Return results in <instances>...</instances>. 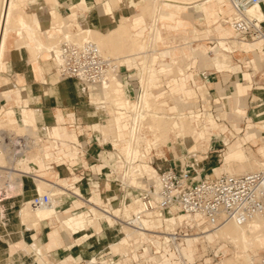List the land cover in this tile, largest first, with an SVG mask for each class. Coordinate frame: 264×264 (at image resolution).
Here are the masks:
<instances>
[{"label": "rangeland", "instance_id": "1", "mask_svg": "<svg viewBox=\"0 0 264 264\" xmlns=\"http://www.w3.org/2000/svg\"><path fill=\"white\" fill-rule=\"evenodd\" d=\"M30 1H43L45 4H47L48 8H52L54 3L51 2V0H30ZM64 1V0H62ZM96 3L100 2L102 0H95ZM133 1V4L136 5V3H142L144 1L142 0H131ZM124 3V4H123ZM120 4L122 6L126 5V0H121ZM98 5V4H96ZM189 6V5H184ZM134 7H130L127 11L124 12L126 15V19L130 20L127 23L130 25L133 23H136V25H140L143 28L146 27L148 21L150 20V15L148 14H138L134 17V14L131 13L129 15V10H132V12H135L136 10L133 9ZM112 10L116 8H111ZM109 8V10H111ZM118 9V8H117ZM93 11V18L92 20L100 25V20L96 17V12H94V8L91 9ZM86 12V15L89 16L90 12ZM115 12V11H114ZM117 13V12H116ZM20 11L18 9L14 10V16H19ZM117 13V18H118ZM166 14L168 15V18H171L172 12L166 11ZM129 16H132L131 19L127 18ZM149 16V17H148ZM83 15H79L78 18L81 19ZM148 17V18H147ZM65 19L68 18V16L65 15ZM229 19V16L227 14H220L217 16L216 20L209 23L207 20H201L196 21L195 19L187 18L189 23L182 26L179 29H175L174 27H169L167 23L164 24L162 20L159 21V27H162L163 36L162 38L167 39V43L163 41V39L157 40V43L154 44L153 40L151 41L149 39L150 44L148 43L149 47L147 50V63L150 64L151 55L154 52V49H156V55L158 51H161L162 49L168 48V47H179L178 54H176L175 58H172L171 55L165 54L161 55L159 54L158 61L155 63L156 68L160 71L159 76L162 79L163 82V88L164 90H168V83L173 77H179L181 75H185L187 73H192V76L198 81V83L205 82L206 79L203 77V73L206 72L209 74V81L207 83V86L203 89V94L201 89L198 85L195 84V82L192 80V77L188 78V83L195 88L196 95L194 96V107L192 109L195 110V112H190V109H186L182 112L187 113V115L194 113L196 116L190 117L191 121L190 124L192 127H199L198 118L203 119V124L206 125L207 122H211L210 120L214 121L213 119L217 120L219 124H223L226 126V131L221 132V141H215L216 138L211 140V142H203V146L199 148L198 150L187 153L188 147L186 145H182L183 149L180 151L179 154L174 156L172 154V143L173 139L172 137H176L177 141L180 140L182 136V132H176L175 129L170 130V136L171 141H168L164 144L160 143V149L164 152V155L168 158L174 159V164L177 166H180L182 162H185L186 164L193 163L194 167L200 171L201 175H213L212 173L219 172L220 168L224 165V157L225 154L229 151H232L236 146L242 147L244 150V153L246 155V162L243 161V165L245 164L247 166L248 170H255L249 169L248 164L255 161H260L263 164L264 167V130H260V126L264 127V117L259 118L261 114L264 115V96H261L259 94V91L256 90V86L262 85L264 86V66L261 65V63H264V57L261 59V56L258 54L260 51V46L258 49H256L253 52V55L250 53H247L244 49L241 47V43H227V46L229 49H224L220 47L218 43V35L215 30V27L219 24H223L224 26H231L230 22L225 20ZM148 19V20H147ZM30 20L32 21V26L34 28H39V19H33L31 16ZM35 20V21H34ZM85 23H82L83 26H85ZM174 24V22H173ZM195 28V30H193ZM76 29V28H73ZM150 31V29H149ZM17 31L12 30L9 31L6 36V45L4 49V55L2 58V76L0 78V119L4 118V116H8L10 119H14L15 116V110H18L20 106L24 105L26 102V99L21 100L20 106L15 103V98L17 97L16 92L21 94L23 97L25 90L32 92V94H38L40 91L44 92L42 89L43 87L39 88V92L35 89L36 85H45L48 86L50 89V95L51 96H57V93L55 91L56 83L52 80L53 76L52 74H47V80H42L43 83L40 84V82L37 81L34 77H31L30 83L27 84H17L16 83V70L18 73L24 77H30L36 73V67L35 65L39 63L38 61L32 62V59L29 56H26L22 59V61L19 59L17 62V65H14L12 68H8L4 70V64L5 62L13 63L14 58H16L17 55V47L15 45V49L13 46L14 40L19 37ZM24 32L27 34L28 30L25 28ZM46 30L42 29V33H45ZM133 32V30H132ZM134 33V32H133ZM145 33V31H144ZM235 35L240 38V35L236 34V31H234ZM143 37L148 38V36L141 35ZM175 37V38H174ZM181 37V38H180ZM184 37V38H183ZM187 37V38H186ZM233 39V38H231ZM246 40H250L249 42L254 43L251 37L245 36ZM64 40L62 41V43ZM257 44V43H256ZM183 47H186L185 52H183L181 49ZM214 47L217 48L218 51L223 52L226 54L225 57L222 55L220 56L223 60V67L222 71H219L214 65H208L205 62H203L200 51L205 49L204 55L206 58H213L216 56V51L214 50ZM25 49V48H21ZM123 50V49H122ZM113 50L112 53L108 54V56L116 57L119 62L121 63L124 58V55L132 56L131 53H135L133 50L132 52L127 50ZM136 50L137 52L141 51ZM153 52H152V51ZM149 52H151L149 54ZM107 55V54H106ZM150 55V56H149ZM155 55V59L156 56ZM178 55V56H177ZM122 57V58H121ZM149 58V59H148ZM31 59V60H30ZM253 59V60H252ZM38 60L44 61L43 57L38 58ZM55 61V60H54ZM172 61V62H171ZM258 61V62H257ZM161 62H164L165 64H169L167 66V70L162 72L161 70ZM177 62V63H176ZM173 64V66H171ZM55 65V68H57V65ZM235 65H240L239 69L234 71L233 67ZM179 68H182L183 72L179 71ZM16 69V70H14ZM142 70V64L138 61V66L133 65L129 66L127 63H124L120 67V72L118 74V78L121 79V76L128 82V84H124L121 81V86L124 89V92L129 95L130 92H132L131 96H137L139 94H142L143 92V85L141 82L140 74L139 72ZM177 70V71H176ZM56 71V70H55ZM57 72V71H56ZM245 72H249L252 76V87L248 89L247 95L244 97H241V93L243 91L242 86H246L249 83L248 78L244 74ZM54 75L55 72H53ZM121 75V76H120ZM242 80V83H240V79ZM70 83L72 84L74 81H77L75 79H70ZM62 82V78L58 79V85ZM35 86V87H34ZM178 85H173L171 87L172 89H176ZM192 88V89H193ZM154 91L157 90L156 87L153 88ZM191 89V88H190ZM34 90V91H33ZM183 92H186L187 90L182 89ZM181 90V91H182ZM75 94L76 92L73 91ZM245 93V90H244ZM62 94V93H61ZM78 97V101L76 104L70 106V110H72L75 113L76 120L73 123L74 127H69V123L71 121H67L63 116H52L48 117L46 116L45 119H37L32 126H30L29 132H33L29 134L28 132H23V130H15L17 128L11 127V126H5L2 127L5 135L8 137L7 141H9V145L2 148L0 146V150L2 154H0V160H2L3 167L0 165V192H1V198L4 206H7L9 201H20L23 197H29L30 199L35 193L34 189V182L31 179V177L27 176H9V171L11 170V167L23 169V167L26 165L28 167H36L38 169V173H35L37 175H43L45 178L49 179L50 174H53V172H57V180L61 184H67V188L70 190L76 189V187L80 190H82L84 193L87 190L86 182L89 178H93L94 181H103L107 180L108 177L106 173L109 175L110 170L109 167L106 164H102V161L97 160L96 158L99 156L105 157L107 160L110 159L115 153L117 149H119L120 153H123V145H116L119 143V140L112 136H108L107 138H103L104 140H99L102 136L100 131V123L97 124L94 121V118L88 114L89 112H93V107L91 103H88V101H85L82 96L76 95ZM156 98V97H155ZM154 98V99H155ZM170 105H174L175 99L173 97H170L167 99ZM43 102V101H40ZM96 100H94V104ZM51 103V102H50ZM52 104V103H51ZM99 104V103H97ZM96 104V105H97ZM49 102L46 103L45 107H48ZM101 105V104H99ZM154 107H149V110H152V113L156 114H167V115H176V113H179L178 110L176 113L175 111H171L168 109V106L164 105L161 107V109H156L155 105ZM44 106L40 105L37 101H30L28 103L29 109H39V108H45ZM55 108H63L64 106H52ZM262 107V108H261ZM100 108H102L100 106ZM15 109V110H14ZM156 109V111H155ZM182 109V108H180ZM185 109V107L183 108ZM240 109L242 113H244V116H237L233 113V111ZM79 110V111H78ZM161 110V112H160ZM254 110H256L257 113H254ZM158 111V112H157ZM226 113L225 116H223V113ZM260 112V113H258ZM102 119H107L108 111L102 112V115H100V109L98 114ZM256 117V118H255ZM59 118V119H58ZM11 120V121H12ZM39 120V121H38ZM85 121V122H83ZM212 123V122H211ZM254 127V131H256L255 137L250 136L248 133L247 126L249 125ZM263 123V124H262ZM55 124L58 128V134L56 137H58V150L57 149H51V152L54 154V158H56L57 152L59 156H63L62 160H59L57 163L54 164H38V160L33 162V164H25L21 163L19 161L24 160V158L30 159L31 157L35 156L37 153H41V150L45 149V147L50 146V139L48 137H44L41 139L39 136L36 137L37 134H46L49 130V126L55 127ZM102 126H106L105 123H102ZM210 126V123H208V127ZM1 127V125H0ZM28 127V126H27ZM125 127V126H124ZM213 130H217L216 128H212ZM247 131V132H246ZM175 132V133H174ZM26 133V134H25ZM34 134V135H33ZM246 134V138L250 140L244 139V135ZM19 135V136H17ZM21 135V136H20ZM27 135V136H26ZM29 135V136H28ZM152 134L145 136V138H151ZM18 137H22L24 141H26L28 144L24 149V153L19 155L17 158L13 157V154L16 152L15 145H13L12 140L14 141ZM33 137V138H32ZM144 137V136H143ZM38 138V139H36ZM88 142V143H87ZM207 143V144H206ZM211 143V145H210ZM143 145V143H142ZM229 145V148H228ZM117 149H116V148ZM33 148V149H32ZM40 148V149H39ZM141 148H143L141 146ZM40 151H39V150ZM27 150V152H26ZM45 153L49 152V148L44 150ZM104 151V152H102ZM158 150L154 147L152 149V156L153 158L157 157L159 153ZM253 152V153H252ZM5 153V154H4ZM101 153V155H100ZM196 155H193V154ZM33 154V155H32ZM35 154V155H34ZM4 155V156H3ZM202 156V157H199ZM2 156V157H1ZM31 156V157H30ZM134 156V155H133ZM206 156H209L211 164L206 165V168L201 169L204 160L207 159ZM251 156V157H250ZM8 157V158H7ZM13 157V158H12ZM44 161L49 163L51 161V158L47 154H44V156H41ZM67 157V158H66ZM249 159H248V158ZM7 158V159H6ZM127 158V157H126ZM132 159H138L140 162H137V164H133L132 166H137L142 161L140 158L132 157ZM197 159L201 163H198ZM85 160H87V166L85 164ZM248 162V164H247ZM6 163V164H5ZM21 166H20V165ZM99 164V169H101L104 172V175L97 176L94 168ZM153 165V164H152ZM11 166V167H10ZM154 166V165H153ZM10 167V168H8ZM262 167V166H261ZM259 167V168H261ZM51 168V169H50ZM125 165L122 163H119L117 171L119 174L118 180H116L114 177L115 175L109 176V182H106L103 186H101V195L108 194L109 197L105 198V201H101L100 203V194L99 192L93 193L91 197L95 198V202L93 201L92 204L96 205H102L105 204L106 208H113V207H119L120 214L124 216V208L123 204H125V197L126 192L129 189L130 184L136 183V178L142 179V182L136 183L138 187H143L144 183H148L149 176H145L144 174H138L136 176H130V174L125 175L127 178H125L126 184L123 183L124 180V170L126 172ZM216 169L212 170V169ZM41 169V170H40ZM258 169V168H257ZM2 170V171H1ZM8 173H7V171ZM111 172H113L111 170ZM210 173V174H209ZM123 175V178H122ZM129 176V178H128ZM145 176V177H144ZM81 177L82 180L79 178ZM144 177V178H142ZM14 178V179H13ZM73 178V180H72ZM23 179V180H22ZM68 179V180H67ZM123 179V180H122ZM20 180V181H19ZM134 183H132L131 181ZM9 183H11V187L8 186ZM135 185V184H134ZM123 187L124 190H121V187ZM3 187V188H2ZM117 187L119 189H117ZM104 188V189H103ZM117 189V190H116ZM77 191V190H75ZM124 193V194H123ZM99 194V195H98ZM113 198V199H112ZM68 202L62 201V204L60 205V213L59 217L61 218V222L63 226L73 228L74 232H81L86 231L87 235H85V243H81V240L76 239L75 236L73 237V240L70 242V244L74 245V249L76 251L74 253L80 254L81 259L88 258L85 256L81 251H84L85 249L89 248L88 246H95L96 249H100L106 244H109L113 239L114 236L117 234L118 230L117 228L121 227L119 226L118 222L110 221L108 222L105 218L102 219L103 223V230L97 234L94 232L93 228L90 226L91 220H92V214L88 210V206L85 205L83 207H80L81 209L73 210L71 208L70 203L73 204V206L79 205L78 202L72 200L71 198H68ZM71 199V200H70ZM56 200L60 201V196H56ZM11 212H13L12 209H10ZM76 211L77 219L74 221H68L67 215H70ZM176 212V211H174ZM177 215L180 214L179 212L176 213ZM118 215V216H119ZM182 216L185 217L184 220L181 222H191L187 217L186 214L182 213ZM126 217V216H124ZM122 218V217H121ZM123 219V218H122ZM11 221V222H9ZM5 227L9 230H14L13 226H19V218L16 216L13 218V220H6ZM89 223V225H88ZM114 223V224H113ZM200 225V229L207 228V225H202L203 221L199 220L197 222ZM60 224V221L57 219L56 225ZM87 225V226H86ZM88 228V229H87ZM56 229V227H55ZM48 230L47 225H43L42 229L39 231V236L43 237V232ZM58 231H62L63 229L59 228ZM200 232V230L196 231ZM19 233H20V227H19ZM195 233V232H193ZM192 234V233H191ZM211 239H214V234L211 233ZM14 236V235H13ZM12 236V241L8 242L7 244H1L0 243V250L3 251L4 256H8L9 260L5 264H19L22 260L23 264H33V261L35 259V256H31L33 249L36 247L34 245V242H32V245L26 246V249L24 245H22V238L15 239ZM92 236V237H91ZM191 236L190 234L188 235ZM186 239L185 242V253L188 255L190 259L194 258L195 255L199 256L201 258V262L203 264H206L207 259L211 260V264H224L225 259L228 258H234L238 260L239 256L237 255V247L235 244H229V242L226 241H218L216 238L214 239L213 243L206 240L205 241V248L201 249L200 243L205 239L204 237H201L199 240H195L193 242H190L191 239ZM0 241H2V238L0 237ZM21 242V243H20ZM197 243V244H196ZM213 244V245H212ZM236 247V248H235ZM236 249V250H235ZM7 250V252L5 251ZM81 250V251H80ZM148 250V249H147ZM236 254H235V253ZM10 255V256H9ZM61 253L56 254L55 258L50 255L49 253L44 254V258H46V262L50 264H59V260L63 259ZM77 257V256H76ZM252 257L254 258V261H258L257 259L264 258V249H261L256 252H252ZM49 258V259H47ZM54 258V259H53ZM81 259L77 257V259L70 261V263L79 262ZM196 260V258H195ZM223 261V263H222ZM198 262V261H197ZM252 263V262H251ZM260 264L263 263V261L259 262Z\"/></svg>", "mask_w": 264, "mask_h": 264}, {"label": "bare ground", "instance_id": "2", "mask_svg": "<svg viewBox=\"0 0 264 264\" xmlns=\"http://www.w3.org/2000/svg\"><path fill=\"white\" fill-rule=\"evenodd\" d=\"M68 1L69 0H64V1L51 0V2L54 3L53 4L54 6L52 8H48L45 7L44 5L37 3L36 1H30V0H0V78L3 72L2 58L4 55V49L6 45V36L8 32L12 30L17 31L16 34L18 33L19 35V37L14 40V43L17 46L19 45L27 46V48L30 51L29 57L32 59V62L34 60L41 63L42 61L40 62L38 60V58H40L39 54L46 53L48 55V58L42 63L43 67L53 69L54 71L57 69L59 76L63 79L71 78V77H63L60 74L58 51L63 40L75 42V43H82L83 41L86 40H92L98 44L102 54L110 58L111 60L116 61L118 66H122L123 64L120 63L116 57L108 56V54L112 53L113 50L118 51L123 49L122 51L127 50L129 52L135 50L134 51L135 53H131L132 56H134L135 54L137 55L141 54L143 57L142 58L143 67L141 73L142 75H140L141 76L140 78L143 85V92L140 96V100H141L140 106L138 100H134L133 97L129 96L124 92V89L121 86L122 80L118 78V73L115 70H111L109 81H106V83H85L79 79L71 78L77 81H74L71 85L67 84L65 85V87L69 91H75L76 94L82 96L85 101L89 102V98H90V103L92 104L93 112L92 113L89 112L87 114L91 115L92 117L99 114L100 106L102 107V109H104L105 112L108 111L107 119L100 121V125H101L100 131L102 137L107 138L112 134V136H114L119 140V143L116 145H123L122 149L124 152L122 154L125 157H127V159L132 157L134 158L137 157L140 158L142 161L137 166H132L133 164L128 165L123 160H118L117 162H114V166L118 168L119 163H122L125 165V168L129 167L128 169H126L125 175L130 174V176H136L138 174L145 173L146 175L145 174L144 175L149 176V179L147 184L144 183L143 188H147L151 184L156 183V177H157L156 168L151 164V160L153 159L152 149L155 147L158 150L157 152L159 153V155L165 156L164 152L162 151V149H160L159 145L160 143L164 144L168 141H171V136H170L171 129H175L176 132L181 131L183 133L181 138L183 139L185 145H187V147L189 148L188 151L189 153H192L202 147V142L200 141L201 138L202 139L209 138V135L204 131L205 125L203 124L204 121L203 119L198 118V123L201 124L200 127H192V125L190 124L191 121L190 117L196 116V114L194 113L187 115V113L180 111L179 113H176V115L170 116L167 115L166 113L165 114L152 113L153 108L152 110L148 109L149 107H154L153 105H155V107H157L156 109L159 110L168 102L167 98H165L164 96H162L163 98L160 99L158 98L154 99L149 96L150 89H149L148 81L151 75H155L152 70L151 64L155 60V55H156V49H154V52L151 50L153 53L151 56L149 55L151 57V60H149L150 64H148L149 62L147 63L146 58L148 56L147 54V50L149 47L148 43L150 44L149 39L151 38L154 44L157 43L158 38L163 39V41L167 43V39L162 38L160 35L159 21L165 18L169 19L168 15L166 14V11H171L169 7L192 5L196 2L201 7H204L207 1L210 0H142L144 2L136 3L135 5L136 11L132 12L134 14V17L138 14L150 15L149 18L150 20L147 23L148 38L132 32V27L134 26V23L131 25L127 23L130 20L126 19L125 14L122 15L121 22H116L115 20H113V23L108 30H102L97 27L90 26L88 25V23H86L85 26H83L82 23L79 22L80 19L78 18V16L81 15V13L78 12L77 7L75 5L69 4ZM79 1L84 3V7L87 9L95 5V0H79ZM120 1L121 0H102L101 4L100 3L99 4L106 9L109 8L117 9L122 7ZM130 1L131 0H126V5L123 6L125 7V11H127L130 8L127 6L128 2ZM226 1H228L233 7V13L230 19L228 20L226 19L227 21L230 22L232 21L233 17L236 15V10L231 0H226ZM263 8H264V0H261L258 3L249 6L246 12L250 15L256 16L259 19H263L264 17ZM16 9H18L22 13L23 15L22 17L14 16V10ZM30 9H34L37 12L40 20L39 23L42 29L46 30V28H58L59 30L57 31H61V34H58L56 31L57 35L51 36L48 34V32L42 33V31L34 28V26H32L31 23L32 21L30 20L31 18V13L29 12ZM65 15L68 16L67 19L64 18ZM131 17L132 16H129L127 18L131 19ZM69 18L75 20V25L73 27H70V25L68 24ZM25 28L28 29L27 34L24 32ZM238 39L244 40L245 37H240ZM252 40L256 41L257 45L260 43L257 40L254 39ZM175 47L176 46L168 47V50L172 58H175L174 55ZM140 49L143 50L137 52ZM150 53L151 52H149V54ZM260 53L264 56V54L261 51V46H260ZM215 59H217L218 61V57H215ZM54 60L57 63V68H55L53 64ZM14 65H17L16 61L8 64L5 63V69L12 68ZM171 66H173V64H171ZM179 71L183 72L182 68H179ZM38 76L40 78L46 79L45 71L41 70L40 72H38ZM53 77L56 79V76ZM124 84L126 85V83ZM40 87H43L42 90L44 92L42 93L41 91L39 92ZM58 87L59 88H57V92H60L59 89H62L64 87L63 81L60 82ZM35 89L39 92L38 94L37 93L32 94V92L25 90L23 97L17 91L16 93L19 95H17L15 99V103L20 105L21 100L24 99H26V103H29L30 101L40 102L43 101L42 94L46 96L50 95V89L48 88V86L36 85ZM186 93L193 94L194 91L189 88L186 91ZM167 97H171V94L169 93ZM94 100H96L95 102L96 104L99 103L101 105L94 104ZM117 110L120 112V114L117 113ZM233 113L237 116L245 115L244 113L241 112L240 109L233 111ZM254 113H257L256 110H254ZM47 114H49V112L41 108L27 109L25 107H19L18 110H15V116L13 120L8 118L7 115L4 116V118L0 119V125H1L0 130L5 125V126H11L17 128L15 130L18 131L23 130V132L25 131L31 134L33 132L31 131H30L31 133L29 132L30 126H32L37 119H43ZM261 117L263 118L264 115L261 114L259 118ZM124 122H126V127H124L123 125ZM102 123H105L106 126H102ZM212 125H216V122L212 121ZM247 129H248V133H250L249 135L255 137L256 131H254V127H252L250 123L247 126ZM260 130L261 131L264 130V127L260 126ZM57 134H58V130H56L54 127H50L46 134L45 133L42 135L37 134L36 137L39 136L41 139H43L44 137L50 138L51 135L54 136ZM150 134H152L151 138H145V136H148ZM0 135H1V131H0ZM171 143H172L171 146L172 154L176 156L177 154L180 153V151H182L181 144L179 141H177V143L176 142H171ZM55 145L58 147V137H53V146ZM141 146L143 148H141ZM1 150H0V154H2L3 152V150L2 152ZM44 154L46 153L43 149L41 150V153H37L36 155L34 154L35 156H33V158L30 156L31 158L28 160L31 162L36 160L38 161L41 160L42 162L47 163L41 157L42 155L44 156ZM193 155L196 154L194 153ZM199 157L202 156L199 155ZM2 160H0V165L3 167V165L1 164L3 163ZM197 160L198 163H201L199 159ZM223 160L225 161L224 165L220 168L219 172L212 173L213 175H219L221 173H244L251 171V170L247 171V166L245 164L244 165L242 164L244 163L243 161L246 162V155L244 153V150L240 146L238 147L236 146V148H234L232 151L226 153ZM137 162H140V160L137 159L135 164H137ZM105 163L110 168L111 164L109 160H106ZM185 164H186L185 162H182L181 165L184 166ZM189 164L194 166L193 163L189 162ZM248 166L249 169L256 168L255 170L264 168L262 162L255 160L250 164H248ZM201 169H204L203 165ZM35 172H38V169H36L35 166L28 167L26 165L23 167V169L11 167V170L9 171L10 177L11 176L31 177V179L34 182V189H35V194L32 196L31 199L25 196L20 201L10 200L8 205L4 206L3 203H1L2 198L0 196V224L3 225L6 230L5 239L11 242L12 241L11 233L14 231V230H9L5 227L6 225L5 221L13 220V218L17 216L19 218L20 234L22 236L28 234L34 238V245L36 247L33 249L34 251L31 254V256L33 255L35 256V259L33 261L34 264H50L46 262L44 258L46 245L37 239L38 238L37 233L39 227L43 222H46L50 226H54L55 225L54 218H57L60 221V224L56 226L57 229L59 228L63 229V231L66 234L72 237L75 236L76 239L81 240V243L86 242L84 237L85 235H87V233L85 230L81 232L79 231L74 232L73 228L65 227L61 222V218L59 217V213H60L59 207L62 204V201L67 200L68 198H71L72 200L78 203H88V210L91 212L93 216L90 226L97 234H99L103 230V223H102L103 218H105L108 222L110 221L111 223L114 222L116 217L115 222H118L119 223L118 225L121 227L117 228L118 232L114 236V239L109 244L106 245L114 253L125 252L127 250V245L130 242V239H133L136 236L137 231L132 226L127 224L125 221L131 218L132 214L138 209L140 200L137 195H135L132 191L131 194H129L128 191L126 192V197L124 199L125 204H123V208H124L123 214L124 216H126L124 217L122 215H119L121 209V208L119 209V207H113L111 209V208H106L105 204L102 205H96L94 203L92 204L95 198L94 197H90L88 199L85 198V193L82 190L78 189L77 188L78 186L76 187V189L70 190L61 183H56L54 181H51L45 178L43 175L35 174ZM124 180L123 183L125 184ZM140 182H142V179L136 178V183H140ZM136 183L134 184L136 187H138ZM8 186L11 187V183H9ZM44 193H48L51 195V202L46 205L34 207L32 205V199L34 198V196L43 195ZM99 194H100L99 197L100 203L101 201L104 202L106 197H109L108 194L101 195V192H99ZM57 195L60 196V201L56 200ZM10 209H12L13 212H11ZM177 212H179L180 214L177 215L176 214ZM182 213L186 214V217L191 222L197 223L199 220L204 221L202 217H200L198 214L195 215L188 214L182 210L177 209V210H168L165 219L144 218L142 220V223L146 226V229L151 230V229H155L156 227H160L161 225L164 224V221H166L167 229H170L172 227V224L180 223L182 220L185 219V217L182 216ZM76 219H77L76 211L70 215H67L68 221H74ZM206 227L207 228L201 229L200 232H195L190 234L191 235L190 237L186 236V239H188L189 237V239H191L190 242H193L195 240H199L201 237H204L205 239H203V241L200 243L201 249L206 247L205 246L206 240L213 243L215 238L218 241H226L229 242V244L230 242L231 244L232 243L235 244V246L237 247L236 253H238L237 255L239 256L238 260L227 257L224 261V264H251V262H253L254 260V258L252 257V252L254 253L256 251L264 249V216L255 217L245 224H237L233 221H230L218 228H209L208 225ZM211 233L214 234L213 240L211 239V235H210ZM141 234H142L141 237L143 238H149L151 235L148 231L140 232V235ZM153 242L157 243V240H153ZM22 243L25 249L26 246L33 244L27 242L24 237H22ZM88 247L93 251V253L89 254L87 257H92V255L96 252L95 251L96 248L95 246H90V245ZM185 249L186 247L184 243V251ZM257 260L258 262H261L263 261V258ZM207 261L209 260L207 259ZM59 262H60L59 264H79V262L70 263L66 258L60 259Z\"/></svg>", "mask_w": 264, "mask_h": 264}, {"label": "built area", "instance_id": "3", "mask_svg": "<svg viewBox=\"0 0 264 264\" xmlns=\"http://www.w3.org/2000/svg\"><path fill=\"white\" fill-rule=\"evenodd\" d=\"M231 1L236 10V15L230 21L233 29L241 37L249 36L259 41L264 54V17L259 19L246 12L249 6L261 0ZM58 61L63 77L76 78L85 83H106L111 70L119 74L121 67L116 61L103 55L98 44L92 40L82 43L64 41L58 51ZM203 77L209 81L208 73L204 72ZM140 96L141 94L133 97L139 101V106ZM0 131V146L4 148L9 145V141L3 129ZM12 143L18 147L13 154L14 158L23 154L28 144L22 137L12 140ZM118 160H123L128 165L136 163V159H127L117 149L109 159V170L113 171L111 176L115 175L116 180L120 176L114 162ZM174 163L173 158L158 155L151 160L157 171L156 183L147 188L129 185V189L139 197L140 203L131 218L125 221L137 231L136 236L130 239L127 250L114 253L106 245L96 249L92 257L81 259L79 264H203L199 256L195 255L190 259L184 251L186 236L201 230L198 223H174L167 229L164 221L160 227L148 230L142 220L165 219L168 210L179 209L188 214H198L204 220L202 225L218 228L230 221L245 224L255 217L264 216V168L244 173L201 175L189 163L184 166ZM123 174L125 176V170ZM50 202L51 195L48 193L35 195L32 199L34 207ZM143 231H148L150 237H141L140 232ZM153 240H157V243ZM211 262L206 261V264ZM251 264L260 263L254 261Z\"/></svg>", "mask_w": 264, "mask_h": 264}, {"label": "crops", "instance_id": "4", "mask_svg": "<svg viewBox=\"0 0 264 264\" xmlns=\"http://www.w3.org/2000/svg\"><path fill=\"white\" fill-rule=\"evenodd\" d=\"M37 3H39L41 5H44L45 7H48L47 4H45V2H43V1H38ZM68 3L71 4V5H75L77 7L78 12L81 13V16L83 15V17L80 19L79 22H81V23H85L86 22V23H88V25L93 26V27H97V28L102 29V30H108L110 28V26L112 25L113 20H115L116 22H121L122 21V15L125 12V7H123V6L121 8H118V9L109 10V9H106V8L102 7L100 5L101 4L100 2H97L98 5H96L97 4L96 1H95V5H93L89 9L85 8L84 7V3L80 2L79 0H69ZM196 4H197V2L192 4V5H189V6H171V7H169L171 12H172L171 18H169V19L165 18V19H162V21L164 22V24L167 23L169 27H174L175 29H179L182 26H184L187 23H189L188 20H186L187 18H190V19L192 18V19H195L196 21H201V20L204 19V20H207L209 23H211L212 21L216 20L217 16L220 15V14L221 15L222 14H227L229 16V19H230L231 15L233 13V7L226 0H210V1H207L206 5H204V7H201L200 5H198V4L196 5ZM127 6L131 7V8L134 7V10H136V7L133 4V1L128 2ZM92 8H94V12H96V17L100 20V23H101L100 25L96 24L92 20V18L94 16V15H92L93 14V11H91ZM88 11H91L89 16L86 15V12H88ZM29 12L31 13V16L33 17V19H39L38 14H37V12L34 9H30ZM116 12L119 13L118 14V18L116 17L117 16ZM131 13H132V10H129V15ZM263 13H264V8H263ZM22 16L23 15L20 12L19 16H17V17H22ZM69 19H68V24L70 25V27H73L75 25V20L72 19V18H69ZM224 19L226 20V18H224ZM173 22H174V24H173ZM36 29L42 31V27L40 26V23H39V28H36ZM57 30H59V29L58 28H46V32H48V34L51 35V36H56L57 33L61 34V31H57ZM132 30H133L134 33H136L138 35L148 36V27H147V25H146L145 28H143L142 26H140V25L137 26L136 23H134V26L132 27ZM193 30H195V28ZM215 30H216L217 35H218V43L217 44L220 47L224 48V49H229L230 46L229 47L227 46V43H229V42H232L234 44L241 43L242 49H244L247 53H250V54L253 55V52L256 49H258V47L260 46V43L257 45L256 41H254V43H251V42H249L250 40H246V39L239 40L237 38V36L235 35L234 30L232 29L231 26L229 27V26H224L223 24H219L218 26L215 27ZM56 31H57V33H56ZM144 31H145V33H144ZM160 35L162 37H164L161 26H160ZM231 38H233V39H231ZM14 44L15 43H13L14 49L17 47L16 48L17 49V55H16V58H14V61L18 62L19 59L22 61V59L25 57L24 53H26V56H30V51L27 48V46H25V45L17 46L16 45V47H15ZM22 47L25 48V49L24 50L21 49ZM181 50L183 52H185L186 47H183ZM214 50L216 51V56L215 57H218V61H217V59H215V57L206 58V56L204 55L205 49L200 51L202 60L206 64L214 65L219 71H222L223 70L222 67L224 66L223 65L224 60L220 56L222 55L223 57H225L226 54L223 53V52L218 51L216 47H214ZM178 51H179V47H175V51H174V55L175 56H176V54H178ZM159 54H161V55H165V54L171 55L169 50H168V48L162 49L161 51H158V53L156 55L157 56L156 59L152 62L151 66H152V70H153L155 75H151L150 78H149V81H148L149 82V89H150L149 90V93H150L149 96L152 97V98L156 97L158 99L163 98L162 96H164L165 98L168 99L170 97H167V96L170 93L171 97H173L175 99V103H174V105H170L169 102L166 103V106H168L169 110L175 111V113H176L178 110L186 112L185 110L189 108L190 109L189 113L192 112V111L195 112V110L192 109V108L195 106L194 105L195 100L193 98L196 95V91H195L196 89L193 88L188 83V78L192 77V80L201 89L202 94H203V89H204L205 86H207L208 81H205V82H202V83H198V81L192 76L191 72L190 73L186 72L185 75H181L179 77H173L168 83V90L167 89L164 90L162 79L159 76V72L160 71L155 66V63L158 61ZM258 54L261 56V59H259V62H260V60H262V58L264 56L260 53V51H259ZM39 56L43 57L44 61L48 58V55L46 53H40ZM142 58L143 57H142L141 54H138V55L135 54L132 57L127 55V56H124L123 60H121L122 61L121 63L122 64L127 63L129 66H133V65L138 66V61L142 64V62H143ZM44 61H42L41 63H39V64H37L35 66L36 67V73L34 75L30 76V77H24L23 78V76H21L18 73V71L16 69H14V70H16V83L20 84V85L21 84H27V83H30L31 77H34L35 79H37L38 82H40V84H42L43 83L42 80H47V74L50 73V74H52V76H56V79L53 77L52 80L56 83V86H57L58 79L61 78L59 76L58 72H56L57 69H56V71H54L53 69L43 67L42 63ZM53 64L57 65L56 61H53ZM160 65H161L162 72L167 70V68H166L167 66L170 67L169 64H165L164 62H161ZM261 65L264 66V63L263 64L261 63ZM142 67H143V64H142ZM239 67H240V65H235L233 67V70L236 71V70L239 69ZM4 70H5V64H4ZM41 70L45 71L46 79L40 78L38 76V72H40ZM53 72H55L56 75H54ZM141 73H142V70L139 72V74L142 75ZM242 75H245L248 78L249 83H250V84H247L245 87L242 86L243 87L242 88L243 91L241 93V97H244V96L247 95L248 89H250L252 87V81L253 80H252V76H251V74L249 72H245ZM70 79L71 78H69V79H63L62 78V81L64 83V87L62 89H59L62 94L61 93H57V96H51V97H49V95L46 96V95L42 94L43 102H39V104L45 107L46 103L49 102L48 107L41 108V109H44V110L49 112V114L45 115V117L46 116H48V117L63 116L65 119H67L68 122L71 121L69 123V127H72V126L74 127L73 123L76 120V116H75V113L72 110H70V106H72V105L77 103L78 97L76 96L77 94H75L73 91H69L65 87V85H67V84L71 85V83L69 81ZM121 80L123 81V83L128 84V82L126 80H124V78L122 76H121ZM240 83H242L241 79H240ZM173 85H178V86H177L176 89H172L171 87H173ZM41 86H44V85H41ZM56 86H55V91L57 92V88H59V87H56ZM0 87H1V85H0ZM154 87H156L157 90L154 91V89H153ZM189 88H191V90L194 91L193 94H187L186 92H183V90H182V89L188 90ZM244 90H245V93H244ZM256 90L259 91V94L261 96H264V86L258 85V86H256ZM131 94H132V92L129 93V96H131ZM17 95H19V94H17ZM88 103H90V98H89V102ZM64 105H65V107H63V108H55L54 109L52 107V106H64ZM20 107H25V108L29 109L28 108V103H26V102L24 103V105H22ZM184 107H185V109H183ZM180 108H182V109H180ZM102 112H104V109L100 108V115H102ZM117 113L120 114V112L118 110H117ZM223 114H224L223 116L226 115L225 112ZM45 117L43 119H45ZM88 117H89V114H88ZM93 118H94V121L97 124H99L100 121H101L100 119H102L99 115H96ZM117 119H118V117H117ZM213 120L216 122V125H212V123H211L212 120H210L211 122H207L205 127H204V131L209 135V138H203V139L201 138L200 139V141L202 142V146H203V142L204 141L211 142V140L214 138L213 136H215V138H216L215 141H221V132H225L226 131V126L225 125L219 124L218 121L215 120V119H213ZM83 122H85V121H83ZM208 123H210L209 127H208ZM123 125L126 127V122H124ZM199 125H201V124H199ZM50 127H53V126H49V128ZM54 128L56 130H58L56 124H55ZM212 128H216L217 130L215 131ZM53 137H56V135H54V136L51 135L50 136V138H49L51 140L50 141V146L49 147H45V149L49 148V152H47L46 154L49 156V158H51V161L49 163H45V162H42L40 160L38 162V164L44 163V164H50L51 165V164L57 163L59 160L63 159V156H59L58 155V151H56L57 152L56 158H54V156H52L54 154L51 152V149L54 148V149L58 150V147L56 145L53 146ZM172 139H173V142L177 143L176 137L173 136ZM244 139L250 140V139L246 138V134L244 135ZM99 140H104V139L101 136V138ZM179 142L181 144V148L183 149L182 145L183 144L185 145L183 139L180 138ZM210 145H211V143H210ZM228 148H229V145H228ZM188 151H189V149H188ZM188 151H187V153H189ZM100 155H101V153H100ZM206 157H207V159L204 160L203 163H202L204 168H206V165H210L211 164L209 156H206ZM96 159L99 160V161H102V163L100 165H102L103 163L106 164L105 161L107 159H105L104 157L99 156ZM19 162H23L25 164H31V163L33 164V162L29 161L27 158H24V160H21ZM85 164L87 166V160H85ZM94 170H95L97 176L104 175V172L101 169H99V164L94 168ZM212 170L216 171L215 168L212 169ZM35 173H38V172H35ZM106 175H107L108 179L107 180H103V181H94L93 178H89L88 179V181L86 182L87 190L85 192V198H87V199L90 198L93 193L103 192V191H100L102 189L101 186H103L106 182H109V180H110L109 176H111V172H110L109 175L106 173ZM79 178L82 180L81 177H79ZM49 180L54 181L56 183H59L58 180H57V172L56 173L53 172V174H50ZM72 180H73V178H72ZM124 182L126 184L125 180H124ZM62 185L67 187L66 186L67 184H62ZM123 187L124 186L121 187V190H124ZM117 189H119V188L117 187ZM127 191H128L129 194H131V190L130 189H128ZM68 201H69V199H67L64 202H68ZM70 205H71V208H72V211H73V210L81 209L80 207H83L84 205L87 207L88 203H79V205H77V207L73 206L72 203H70ZM54 221H55L54 224L56 225L57 218H54ZM43 225H47L48 226V230L43 232V237H40L39 236V231L42 229ZM55 227L56 226L48 225L46 222H43L41 224V226L39 227V230H38V233H37V237H38L37 239L40 240L41 242H43L46 245V249H45L44 253H49L54 258L56 256V254L61 253L63 255V257L68 259L69 262L77 259V257H79V259H81V255L80 254L74 253L76 251V249H78V247L74 249L73 248L74 245L70 244V242L73 240V237L68 235V234H66L65 232L61 233L60 231L57 230V228L55 229ZM13 229H14V231L11 233V238L14 235L13 237L15 239H17V240L22 238V237H24L27 242H30V243L34 242V238L31 237L30 235L26 234L25 236H22L19 233V226H13ZM5 232H6V230H5L4 226L0 224V237L2 238V241H0L1 244H7V241L5 239V237H6V233ZM5 251L7 252V250H5ZM81 252L85 256H88L89 254L93 253V251L90 248H87V249H85L84 251H81ZM47 259H49V258H47ZM8 260H9V257L8 256H4L3 255V251L0 250V264H5V263L8 262ZM45 260H46V258H45ZM19 264H23L22 260L20 261ZM33 264H34V262H33Z\"/></svg>", "mask_w": 264, "mask_h": 264}]
</instances>
